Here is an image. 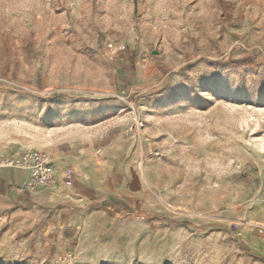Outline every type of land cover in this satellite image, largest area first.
<instances>
[{"label":"rangeland","instance_id":"rangeland-1","mask_svg":"<svg viewBox=\"0 0 264 264\" xmlns=\"http://www.w3.org/2000/svg\"><path fill=\"white\" fill-rule=\"evenodd\" d=\"M25 149L91 197L58 229L56 172L29 202L1 170L0 264H264V0H0V159Z\"/></svg>","mask_w":264,"mask_h":264},{"label":"crops","instance_id":"crops-1","mask_svg":"<svg viewBox=\"0 0 264 264\" xmlns=\"http://www.w3.org/2000/svg\"><path fill=\"white\" fill-rule=\"evenodd\" d=\"M54 165L57 180L56 189H59L60 191H65L68 188L71 191L70 198H75L78 200L72 202L67 200L57 201L59 203L56 205V210L53 212L54 216H52V218L49 220V224L51 226L57 227L58 229H65L68 228V226L70 225H77L78 220L80 219V217H82L84 211L82 209L84 208V204L81 202L82 200L86 202L85 199L91 197V181L86 167L80 166L79 164H75L77 166L69 165L68 161H63L62 159L56 160ZM66 169H76V177L75 179H73L71 187L67 186L65 180L63 179V175L65 174ZM6 170L9 173L10 180L17 182V186L21 187L22 181L26 178L25 173L14 169ZM66 176L68 175L66 174ZM19 195H21V192L18 191V189L13 188L11 191L10 188L9 205L13 204V200L19 202L20 200H17V197ZM30 197L32 196L27 194V197L25 198L26 200H29V202L30 200L33 201V199H35H30Z\"/></svg>","mask_w":264,"mask_h":264},{"label":"built area","instance_id":"built-area-1","mask_svg":"<svg viewBox=\"0 0 264 264\" xmlns=\"http://www.w3.org/2000/svg\"><path fill=\"white\" fill-rule=\"evenodd\" d=\"M107 48L113 52H119L122 47H114L111 43ZM14 169L25 173L26 178L22 181L21 189L27 194H34L51 188L55 183L54 157L45 151L38 149H25L22 152L11 154L0 159V171ZM264 196V186H263ZM264 227L260 226L262 233Z\"/></svg>","mask_w":264,"mask_h":264}]
</instances>
